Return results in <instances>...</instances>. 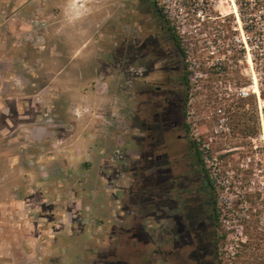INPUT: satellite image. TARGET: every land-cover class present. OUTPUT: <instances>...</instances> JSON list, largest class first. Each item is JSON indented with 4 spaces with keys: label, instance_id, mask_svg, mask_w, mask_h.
Listing matches in <instances>:
<instances>
[{
    "label": "rangeland",
    "instance_id": "obj_1",
    "mask_svg": "<svg viewBox=\"0 0 264 264\" xmlns=\"http://www.w3.org/2000/svg\"><path fill=\"white\" fill-rule=\"evenodd\" d=\"M241 7L244 14L243 0ZM157 10L154 0H0V264H101L109 254L110 261L149 264L156 216L150 174L137 165L132 131L125 133L123 148L112 149L109 159L86 171L85 159L73 158L70 150L77 152L79 147L72 144L80 138L83 146L93 132L85 123L89 111L68 87L79 86L83 94L91 82V55L119 58L124 37L129 42L138 29L142 37L149 23L163 24ZM230 10L224 3L220 7L222 14ZM210 17L198 31L186 29L188 37L202 39L200 43L172 50L188 80V138L198 144L212 185L200 184L199 189L206 218L214 200L225 218L223 245H217L205 220L206 261L264 264V60L254 61L251 70L243 45L237 49L232 44L233 37H239L232 30L237 27L233 14L224 22L213 19L219 17L217 11ZM218 31L223 44L205 43ZM91 34L109 39L85 45L84 38ZM69 37L74 41L69 43ZM259 67L261 102L255 96L232 97L228 83L231 89L247 86ZM99 122L97 132L103 126ZM252 131L253 136L244 135ZM108 161L119 163L109 169L104 165ZM123 181L128 187L122 205L111 187ZM130 190L134 194L128 199ZM254 193L258 196L250 195ZM132 200L138 204L131 205ZM127 203L137 220L135 230L133 216L121 211ZM233 203H239L237 210ZM123 216L120 226L133 229L119 235L117 219ZM247 217L246 224L258 227L261 245L245 251L239 246L245 241L239 224ZM213 248L215 260L209 255Z\"/></svg>",
    "mask_w": 264,
    "mask_h": 264
},
{
    "label": "flooded vegetation",
    "instance_id": "obj_2",
    "mask_svg": "<svg viewBox=\"0 0 264 264\" xmlns=\"http://www.w3.org/2000/svg\"><path fill=\"white\" fill-rule=\"evenodd\" d=\"M170 29L164 23L159 27L149 23L142 37L138 29L137 36L129 42L124 37L120 43L123 131L124 135L132 131L137 165L150 174L156 219L149 264H209L204 229L210 215L206 218L199 193L200 184H206L205 172L188 138L184 95L188 84L183 67L173 58L179 41L170 36ZM210 254L215 260L214 248ZM112 255L101 264H129L110 261Z\"/></svg>",
    "mask_w": 264,
    "mask_h": 264
},
{
    "label": "crops",
    "instance_id": "obj_3",
    "mask_svg": "<svg viewBox=\"0 0 264 264\" xmlns=\"http://www.w3.org/2000/svg\"><path fill=\"white\" fill-rule=\"evenodd\" d=\"M56 38H58V40L61 39L60 36ZM108 39L105 38V36H93L91 34L84 38L83 43L85 45H102L105 44ZM68 41L71 43L74 40L69 37ZM94 56L91 55L88 60L86 59L90 62L87 67V75L90 77L89 82H91L85 85L83 94L79 86L69 85L68 87L69 92L75 93L76 99H81L84 102L83 104H85V108L89 111L85 115V123H87V127L93 131L88 138L89 140H85L83 146L81 145L82 141L80 138H78L76 142L72 140V142H74L72 146L79 147V149H76L77 152L75 153L74 150L69 149L71 151L70 156L73 155V158L82 157L85 159L83 164H85L87 168L86 171L88 172L94 170V168L98 166L99 161H102L106 157L109 159L112 149H121L126 145L123 131V99L120 88L121 70L119 59L115 58L117 61L115 62V59L110 60L108 58L104 60L106 58L100 55L95 59ZM92 82H95V84L92 85ZM95 117H104V119L99 122ZM98 122L103 125L99 132H97L95 128L98 127ZM115 163L117 164L119 162ZM115 163L111 164L108 161L104 165L110 169ZM42 165L47 167L49 164L47 165L44 163ZM125 187L128 186L124 181L119 183L118 186H115V188L111 187L114 192L118 193V197L115 196L118 199L116 202H121L122 205L126 197L123 193ZM121 211L123 215L126 213L124 207ZM124 220V216L117 219L119 223H123Z\"/></svg>",
    "mask_w": 264,
    "mask_h": 264
},
{
    "label": "built area",
    "instance_id": "obj_4",
    "mask_svg": "<svg viewBox=\"0 0 264 264\" xmlns=\"http://www.w3.org/2000/svg\"><path fill=\"white\" fill-rule=\"evenodd\" d=\"M159 7L162 15L169 24L178 38L179 44L184 45L186 43L194 44L202 41L197 40L198 38H189L186 33L187 28L199 30L201 23L205 17L211 18L210 16L214 12H218V19L220 22H224L225 17L234 15L237 24L236 28H232L234 32L239 33V37L234 36L231 41L235 44L237 49L245 50L244 58L247 62L248 67L252 70L254 61L264 60V0H243L244 1V14H242V0H154ZM231 10L226 14H222L220 7L222 4ZM236 3L238 5H236ZM232 11V12H231ZM239 11V14L237 12ZM231 13V14H229ZM192 19V20H191ZM201 37H205V34H201ZM223 34L220 31L213 33L212 38L204 39L205 43L211 46L223 44ZM203 40V41H204ZM211 49H214L211 47ZM229 53V52H228ZM214 56L215 52L209 53ZM260 65V64H259ZM189 71L195 74V70L189 66ZM253 71V77L251 82L247 86H233L228 83V90L231 91L232 97L236 100L247 99L251 96H255L258 103L261 102V92L263 90V82L261 77L263 72ZM256 75V76H255ZM221 111L218 109V113ZM118 158L121 155L120 151L117 150Z\"/></svg>",
    "mask_w": 264,
    "mask_h": 264
},
{
    "label": "trees",
    "instance_id": "obj_5",
    "mask_svg": "<svg viewBox=\"0 0 264 264\" xmlns=\"http://www.w3.org/2000/svg\"><path fill=\"white\" fill-rule=\"evenodd\" d=\"M156 14L159 16L160 19L163 20V23L165 25H167V20L164 19V17L161 14V11L157 10ZM170 36H172L173 39H176L175 33L172 32L170 34ZM176 47L179 48V42L178 43L176 42ZM184 80H185V83L187 84L188 83L187 75L184 76ZM254 134H255V131H252V132H246V134H244V135H252L253 136ZM193 147L196 149L197 159L203 164V159H202V156H201V152L198 150L197 146L195 145V142L193 143ZM221 157H224V156H221ZM204 172H205V183H206L205 185L207 187L212 188L211 181H210V178H209L206 170H204ZM129 186H130V184H129ZM128 194H129V198L128 199H131L130 197L134 194V191L130 190ZM250 195L251 196L257 195L258 196V194H255V193L254 194H250ZM135 201L132 200L131 201L132 204L131 203H127L128 205L124 206V209H125V212H126L127 215H130V216L132 215L133 216L134 211H130L128 209V207H129V204H131L133 206L137 205L138 203H136ZM238 205H239V203H233V205H232L233 209L237 210L238 209ZM252 211H254V210H252ZM209 215H210V220L209 221H210L211 226L213 228L214 237L216 238L215 242L217 243V245H219V243L223 245L224 242H225V239L227 237V232L220 233V231H221V228H222L223 220L225 218L223 217V215L221 213V209H219L217 207V204H216L215 200L212 202V204L210 206ZM250 217H252V216H250ZM250 217L245 218L242 222H240L241 224H239L240 225L239 227H240L241 234H243L244 237H245V241L240 242L239 246H241L245 251L250 250L251 248L254 249L257 246L260 247V245H261L260 244V238H258L259 237L258 236L259 235L258 227L255 226V224H252V225L246 224L247 220ZM135 219L136 218L134 216L131 218L132 227L134 228V229L132 228L133 230H135V226L137 224V220H135ZM117 223L119 224V226H117L118 228L116 229V231H119V235H123V233L125 234V232L129 233L132 230L131 228H129V229H126V231H125V229H123V227L120 226L121 223H119V222H117ZM253 223H255V222H253ZM254 261H255V259H254ZM249 264H251L250 261H249ZM253 264H256V261ZM260 264H263V261H261Z\"/></svg>",
    "mask_w": 264,
    "mask_h": 264
}]
</instances>
